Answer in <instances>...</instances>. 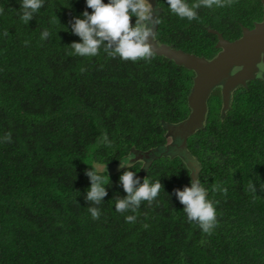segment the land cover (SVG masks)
I'll return each instance as SVG.
<instances>
[{
  "label": "trees",
  "instance_id": "obj_1",
  "mask_svg": "<svg viewBox=\"0 0 264 264\" xmlns=\"http://www.w3.org/2000/svg\"><path fill=\"white\" fill-rule=\"evenodd\" d=\"M21 2L0 0V264H264V80L238 87L225 115L215 88L204 127L188 139L207 198L218 201L211 234L188 221L175 195L192 179L178 155H159L144 169L132 161L141 183L148 177L164 188L151 206L122 214L114 199L127 195L120 176L129 169L120 160L167 143L163 121L188 116L194 72L158 54L151 62L111 58L103 48L73 55L69 46L82 41L71 22L92 12L86 0H44L28 24ZM153 5L159 42L207 58L219 48L206 26L233 40L263 16L261 0L201 7L193 21L173 14L167 0ZM91 166L110 178L108 195L93 205L98 220L85 199Z\"/></svg>",
  "mask_w": 264,
  "mask_h": 264
},
{
  "label": "clouds",
  "instance_id": "obj_2",
  "mask_svg": "<svg viewBox=\"0 0 264 264\" xmlns=\"http://www.w3.org/2000/svg\"><path fill=\"white\" fill-rule=\"evenodd\" d=\"M232 2L233 0H195L194 3L189 4L187 0H167L173 14L189 21L199 19L198 10L201 7L220 8L230 6ZM86 4L88 8L92 9V12L84 11L83 18L75 17L71 22L73 34L79 36L82 41L73 42L69 46L74 50L73 55L96 56L99 54V50L103 48L104 52L111 58L119 57L124 61L145 60L151 62L156 55L151 41L156 38L155 29L161 20L157 15V9H154L150 0H109L108 3H104V0H86ZM43 6L44 0H22V21L28 24L34 18V14ZM2 11L0 9V12ZM133 17H136L134 26L132 24ZM4 35L7 36L8 32L5 31ZM49 36L50 32L45 29L41 34V39H47ZM258 69L257 78L264 75V63H258ZM4 140L10 142L11 133H8ZM104 140L110 146V141L107 140L106 136ZM179 143L181 141L177 140V144ZM133 152L139 153L129 154L124 160H120V168L129 169L120 176V184L127 195L123 198L114 199L116 211L122 214L129 211L136 213L143 201H147L148 205L151 206L161 189L164 188L160 180L150 182L148 177H145L141 183L136 172L131 171L135 164L132 161H135V155L139 157L145 153L137 150H133ZM141 157H136V160H141ZM142 169H144L143 165ZM85 175L91 181L85 197L90 204L87 210L94 220H98L101 212L93 205H100L108 195L106 186L108 185L107 180L110 178L107 174L106 180L101 170L94 166L86 170ZM247 188L252 193L257 191L252 180L248 181ZM213 191H222L226 196L228 190L226 187L221 188L219 184L214 183ZM175 195L184 205L183 212L188 221L197 223L204 233L211 234L217 225V212L214 203H218V201L213 202L207 198L208 194L201 180L198 177L191 179L190 186H185L183 190L176 189ZM135 220L134 215L126 217V221L129 223H134ZM143 227L148 228L149 226L145 224Z\"/></svg>",
  "mask_w": 264,
  "mask_h": 264
},
{
  "label": "water",
  "instance_id": "obj_3",
  "mask_svg": "<svg viewBox=\"0 0 264 264\" xmlns=\"http://www.w3.org/2000/svg\"><path fill=\"white\" fill-rule=\"evenodd\" d=\"M261 1L263 3L262 19L256 21L253 27L243 25L242 35L236 39L229 40L223 36L221 31L206 26L208 31L215 33L218 37L216 47L219 50L211 58L173 47L165 42H159L157 38L151 41L156 54L174 60L178 65L192 70L194 75L188 94L190 107L188 116L178 122L163 121V126L167 130L166 136L170 141L160 147L140 151L145 153L141 157L143 168L159 155H178L186 161L191 169V178L199 176L200 163L188 149L187 141L197 130L204 127L212 91L215 88H220L222 95L220 111L222 115H225L231 107L234 91L240 86H247L248 81L256 79V73L259 71L258 63H264V56H262L264 54V0ZM155 30H157V26ZM259 78L264 80V75ZM177 140H180L181 143L168 152L171 144L175 146ZM163 147L166 149L164 150ZM152 150L159 152L153 155ZM193 172L195 173L193 174Z\"/></svg>",
  "mask_w": 264,
  "mask_h": 264
},
{
  "label": "flooded vegetation",
  "instance_id": "obj_4",
  "mask_svg": "<svg viewBox=\"0 0 264 264\" xmlns=\"http://www.w3.org/2000/svg\"><path fill=\"white\" fill-rule=\"evenodd\" d=\"M169 141H170V139L167 140V143H168ZM178 145H179V144H177V143H176L175 146H173V145L171 144L170 148L168 149V152H170V149L172 150L174 147H176V146H178ZM161 149H162V147H161ZM163 149L165 150L166 147H163ZM157 152H159V151H156V150L151 151V153H152L153 155L156 154ZM168 152H166V153H168Z\"/></svg>",
  "mask_w": 264,
  "mask_h": 264
},
{
  "label": "rangeland",
  "instance_id": "obj_5",
  "mask_svg": "<svg viewBox=\"0 0 264 264\" xmlns=\"http://www.w3.org/2000/svg\"><path fill=\"white\" fill-rule=\"evenodd\" d=\"M150 3L153 5V0H150ZM153 7H154V5H153ZM135 155V154H134ZM140 156H143L142 154L141 155H139V157ZM136 157L138 158V156L137 155H135V160H136ZM134 161V160H133ZM99 167L101 168V169H103L104 168V166H101V165H99Z\"/></svg>",
  "mask_w": 264,
  "mask_h": 264
}]
</instances>
